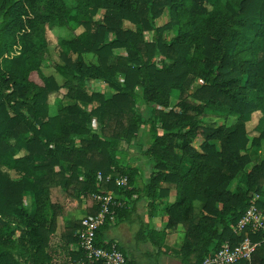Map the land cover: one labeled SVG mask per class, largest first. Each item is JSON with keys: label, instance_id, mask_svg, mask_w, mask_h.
Here are the masks:
<instances>
[{"label": "trees", "instance_id": "1", "mask_svg": "<svg viewBox=\"0 0 264 264\" xmlns=\"http://www.w3.org/2000/svg\"><path fill=\"white\" fill-rule=\"evenodd\" d=\"M68 24L73 36L52 43L48 31ZM87 80L109 93L88 92ZM137 142L146 177L118 156ZM263 142L264 0H0V264H74L81 222L57 224L82 199L97 214L106 191L114 224L138 223L137 243L167 253L163 240L181 225V264L257 240L233 226L252 200L264 214V158L251 157ZM171 190V234L160 233L150 220ZM109 225L95 244L116 242L136 264L102 238ZM232 264H264V244Z\"/></svg>", "mask_w": 264, "mask_h": 264}, {"label": "rangeland", "instance_id": "2", "mask_svg": "<svg viewBox=\"0 0 264 264\" xmlns=\"http://www.w3.org/2000/svg\"><path fill=\"white\" fill-rule=\"evenodd\" d=\"M125 27H130V28H137L136 26L131 25L129 22H124ZM74 34V29L68 24L62 27H55L53 29H50L48 31V37L52 43L56 42V39L58 37L62 38H71ZM145 37L147 39L150 38V35L148 33H145ZM52 57L54 59H57L56 55L52 53ZM45 74L48 73H53L55 74V77L58 81V83H61L63 79L57 75L52 69H45L44 70ZM85 89L88 92L92 91H103L105 94L109 93V88L106 86V84L99 82L97 80H87L85 82ZM177 100V94L176 92H173L172 94V103H174ZM66 103H69L70 101L65 100ZM79 105L85 109L89 110L92 105L91 104H86V103H80ZM259 112H255L252 115V119L247 122V129L249 133L255 134L256 131L252 129V126L256 124V122L259 120L260 117ZM204 123H209V122H216V123H223L222 119H217V118H210V117H205L202 120ZM96 126V125H94ZM147 139L146 136L141 134V141H145ZM200 139L195 140L194 142H198ZM139 142V141H138ZM136 143V145L131 146L129 149L124 150L122 153H118V156L122 159L124 162H134L136 165L141 167L143 170V175L144 177L148 176L150 173V165L145 161V156L141 152L142 146L139 143ZM178 151V150H177ZM251 157L254 162H257L258 160L264 158V142L262 143V147L257 150L251 152ZM236 182V180H235ZM236 183H233L231 188L233 189ZM174 190H171L168 196L158 198V207L156 211L153 214V217L150 220V227L154 228L158 232L162 233L165 232L167 234H171V230L165 231V223H166V211H165V206L172 203L174 201ZM145 202H140L138 204V210L137 213L140 214L141 216H144L145 209L143 208ZM196 205V210L199 209V204L195 203ZM24 206L27 208L28 211L32 212L34 209L33 203H32V197L30 195H27L24 197ZM85 208H86V202L85 200L82 199V202L78 204V207L71 208L70 210H67L65 213L64 218L59 220V223L57 224V232L60 231V227L62 226V223H65L66 219H71V220H81L83 216H85ZM47 216L49 213L46 214ZM147 219V218H145ZM115 220H112V223L108 226L106 230L103 231L102 238L105 240L108 239H114L117 240L122 247H124L127 251H130L129 253L132 254L133 256L138 257L136 258L139 263H141L140 259L143 261H146L145 264H163L162 261L165 259V256H169L166 258V263L165 264H181L177 248L181 244L182 239H183V234L184 230L181 225L177 227V229L174 231L173 236H167L163 240V246L167 250V253H160L159 250L157 249V246L153 243L150 242H136L135 241V232L138 230V223L132 222V223H119V224H114ZM160 240V239H159ZM76 243L73 244V248L75 247Z\"/></svg>", "mask_w": 264, "mask_h": 264}, {"label": "built area", "instance_id": "3", "mask_svg": "<svg viewBox=\"0 0 264 264\" xmlns=\"http://www.w3.org/2000/svg\"><path fill=\"white\" fill-rule=\"evenodd\" d=\"M125 182V178L117 180L118 184ZM95 199L100 204L99 211L94 216H83L80 220L81 226L76 231L78 239L75 248L82 251V256L74 264H130L116 242H112L108 247L95 244L96 230L104 224L107 216L110 223L114 219L109 211L111 193H99L95 195ZM247 227L252 233L260 235L257 240L245 237L235 246L224 242L216 252L206 255L199 264H232L240 259H250L255 248L264 244V214L256 207L254 200L250 202L233 229L239 233Z\"/></svg>", "mask_w": 264, "mask_h": 264}, {"label": "crops", "instance_id": "4", "mask_svg": "<svg viewBox=\"0 0 264 264\" xmlns=\"http://www.w3.org/2000/svg\"><path fill=\"white\" fill-rule=\"evenodd\" d=\"M170 192H171V191H170ZM110 224H111V223H110ZM165 231H167V229H165ZM113 240H114V239H113ZM115 241H117V240H115ZM117 242H118V241H117ZM124 249H125V248H124ZM125 250H126V249H125ZM126 251H127V250H126ZM128 252H130V251H128ZM132 256H133V255H132ZM167 257H169V256H165V257H164L165 259H163V261H162L163 264L166 263L165 260H166ZM133 258H134V260L136 261V264H145V262H146V261H143V260L140 259L141 263H139V261L136 259V258H138V257L135 258V256H133ZM147 264H148V263H147Z\"/></svg>", "mask_w": 264, "mask_h": 264}]
</instances>
